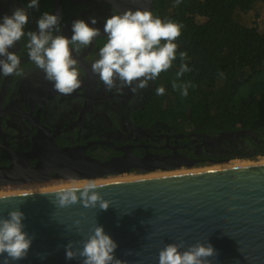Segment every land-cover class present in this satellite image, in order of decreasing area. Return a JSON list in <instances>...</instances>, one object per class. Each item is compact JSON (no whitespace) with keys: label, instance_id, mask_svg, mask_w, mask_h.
<instances>
[{"label":"water","instance_id":"obj_1","mask_svg":"<svg viewBox=\"0 0 264 264\" xmlns=\"http://www.w3.org/2000/svg\"><path fill=\"white\" fill-rule=\"evenodd\" d=\"M61 3L55 0L54 14L61 13ZM242 135L245 131L222 134L221 139ZM73 152L63 151L67 160L59 165L62 174L75 172L66 178L78 180L118 175L131 167L142 172L181 167L168 166L170 158L153 154L99 162L81 156L74 160L69 157ZM3 175L9 178L10 172ZM98 186L111 202L107 210L56 206L55 193L71 188L0 196V215L19 208L26 217L24 230L34 236L27 258L13 264H81L66 259L65 246L75 241L81 247L96 224L118 243L115 254L127 264H159V251L169 243L187 248L209 242L218 253L209 258L212 264H264V163Z\"/></svg>","mask_w":264,"mask_h":264},{"label":"flooded vegetation","instance_id":"obj_2","mask_svg":"<svg viewBox=\"0 0 264 264\" xmlns=\"http://www.w3.org/2000/svg\"><path fill=\"white\" fill-rule=\"evenodd\" d=\"M27 0H0V20L12 15L15 9L24 7L29 12L27 30L38 31L37 20L41 16L27 9ZM155 0H70L69 9L61 24V32L68 38L73 35L72 24L82 19L91 27L103 30L107 18L128 9H148L155 15ZM55 0H53V12ZM63 15V3L61 13ZM97 18L95 25L91 18ZM106 35V34H105ZM106 37L97 38L84 49L79 57L84 75L81 88L71 95H61L53 90L52 82L44 78L27 55L25 37L10 51L21 58L24 77L0 75V188L20 189L50 182L78 180L66 178L74 171L62 174L60 163L67 160L63 151H74L69 157L108 162L134 154L144 158L149 154L170 158L168 166L208 164L223 161L221 156L238 150L256 152L253 137L245 135L226 139L222 134L205 135L191 130L182 133L161 120L147 124L146 106L155 90V81L147 89L134 94L125 88L122 93L109 92L97 75L91 71V63L98 59L99 49ZM87 157V158H86ZM13 170L9 178L4 171ZM175 170L156 169L150 172L131 167L123 174H150ZM61 176V177H60ZM94 181L83 179V181ZM21 192V191H20ZM23 193H26L22 191ZM29 193V192H27Z\"/></svg>","mask_w":264,"mask_h":264},{"label":"clouds","instance_id":"obj_3","mask_svg":"<svg viewBox=\"0 0 264 264\" xmlns=\"http://www.w3.org/2000/svg\"><path fill=\"white\" fill-rule=\"evenodd\" d=\"M181 0H176L179 5ZM27 9L39 10V0H31ZM29 12L17 8L12 15H4L0 20V75L24 77L20 56L13 51L18 42L25 37L27 55L32 64L43 71L44 78L53 84V90L61 95H71L81 88L84 73L80 68L79 57L84 49L101 37L106 42L99 49L98 59L91 63V71L109 92L122 93L125 88L134 94L147 89L162 72L168 71L179 57L181 64L176 73L177 80L185 72L191 71L183 61L186 52L178 53L176 41L182 34L183 25L171 20H162L148 9H128L107 18L103 30L91 27L82 19L72 24L73 35L66 37L61 32L60 14L44 12L37 20L38 31L27 30ZM97 18H91L95 25ZM106 34V35H105ZM174 89L182 96L188 95L190 83L173 81ZM156 95H164L163 86L155 89ZM95 182L83 188L59 191L54 203L59 207L82 204L85 208L107 210L111 202L106 200ZM25 214L19 208L0 215V264H13L27 258L34 236L26 232ZM81 222L76 221L79 225ZM70 241L66 246V259H77L81 264H127L117 258L118 243L105 232L103 226L96 224L88 237L80 242ZM218 256L209 242L196 243L185 248L184 243H169L159 251V264H212L210 257ZM43 258V257H42Z\"/></svg>","mask_w":264,"mask_h":264},{"label":"trees","instance_id":"obj_4","mask_svg":"<svg viewBox=\"0 0 264 264\" xmlns=\"http://www.w3.org/2000/svg\"><path fill=\"white\" fill-rule=\"evenodd\" d=\"M69 1L62 0V20ZM261 4L264 0H181L179 5L176 0H155L156 16L183 25L176 43L178 53H187L183 63L191 71L177 80L178 57L160 74L155 89L163 86L165 94L158 96L154 90L145 124L161 120L178 132L205 135L251 131L260 141L254 140L255 153L235 150L220 158L264 156V26L248 17ZM30 11L52 14L53 0H39V10ZM173 81L190 83L188 95L174 89Z\"/></svg>","mask_w":264,"mask_h":264},{"label":"rangeland","instance_id":"obj_5","mask_svg":"<svg viewBox=\"0 0 264 264\" xmlns=\"http://www.w3.org/2000/svg\"><path fill=\"white\" fill-rule=\"evenodd\" d=\"M259 13V16H256V14ZM248 17H252L251 21L254 22L255 24H257L258 26L260 27H263L264 25V4H261L260 6H258V9L254 12H251L249 13ZM231 161H240V162H254V163H257V162H261V161H264V156H261V155H257L256 158L254 160H247V159H235V160H230V161H220L218 163H208L206 164L205 166H199V167H193V168H181L179 170H175V171H171V172H182V171H188V170H197V169H205V168H209V167H216V166H221V165H228L230 164ZM171 172H153V173H150V174H146V175H142V174H123V175H119V176H110L108 178H105V179H99V180H117V179H124V178H127V177H131V176H148V175H159V174H164V173H171ZM127 175V176H126ZM124 177V178H123ZM98 180V181H99ZM94 181H97V180H94ZM67 183V184H66ZM72 184V182H70ZM69 182L67 181H63V182H50L48 184H45V185H32L30 187H27V188H20V189H6V188H0V193H12V191H28V192H31V191H34V190H42V189H46V188H53V187H58L60 185H68L70 184ZM46 186V188H45Z\"/></svg>","mask_w":264,"mask_h":264},{"label":"bare ground","instance_id":"obj_6","mask_svg":"<svg viewBox=\"0 0 264 264\" xmlns=\"http://www.w3.org/2000/svg\"><path fill=\"white\" fill-rule=\"evenodd\" d=\"M263 164L264 161L261 162H240V161H231L230 164L228 165H221V166H216V167H209V168H205V169H197V170H188V171H182V172H171V173H164V174H159V175H148V176H131V177H127L124 179H117V180H97V181H83V180H69L67 182H72V184H68V185H60L58 187H51V188H45L46 189H40V190H34L31 192H41V191H46V190H61V189H67V188H79V187H84L87 183L89 182H95L97 185L98 184H105V183H111V182H121V181H127V180H136V179H145V178H156V177H165V176H171V175H177V174H187V173H195V172H201V171H212V170H220V169H229V168H235V167H240V166H246V165H250V164ZM7 172H10V174H12L13 170L9 169ZM127 176V175H126ZM65 182V181H64ZM5 192V191H4ZM0 193V196L2 195H12V194H21L23 192H14L12 191V193ZM26 192V191H25ZM28 192V191H27ZM26 192V193H27ZM29 192V193H31Z\"/></svg>","mask_w":264,"mask_h":264}]
</instances>
